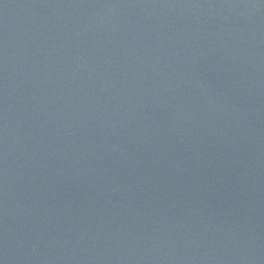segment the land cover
<instances>
[{
    "label": "water",
    "instance_id": "water-1",
    "mask_svg": "<svg viewBox=\"0 0 264 264\" xmlns=\"http://www.w3.org/2000/svg\"><path fill=\"white\" fill-rule=\"evenodd\" d=\"M0 264H264V0H0Z\"/></svg>",
    "mask_w": 264,
    "mask_h": 264
}]
</instances>
